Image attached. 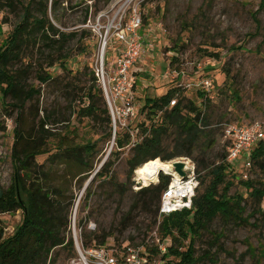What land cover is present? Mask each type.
<instances>
[{
  "label": "rangeland",
  "instance_id": "rangeland-1",
  "mask_svg": "<svg viewBox=\"0 0 264 264\" xmlns=\"http://www.w3.org/2000/svg\"><path fill=\"white\" fill-rule=\"evenodd\" d=\"M64 2L56 12L60 27L67 32H78L67 48L71 55L68 63L70 72L66 73L55 66L47 70L54 79L45 84L32 72L28 82L39 90V94L23 111L14 110L10 118L0 114V121L4 122L5 127L4 131H0V189H7L11 183V148L15 141L17 117L20 115L22 133L35 126L38 128L40 120L45 119L48 123L45 129L55 135L73 131L71 135L75 136L77 143L96 144L94 157L89 160L93 167L92 174H83L78 178L69 171V167L75 166L70 160L51 163L47 161V156L37 158L39 164L46 165L49 183L62 189L72 201L68 233L73 239L76 255L71 257L67 250H59L56 264L80 263L76 241L80 247V239L109 232L122 245H145L146 249L152 250L158 244H170L168 239L162 241L159 230L161 217L154 215V207H150L148 212L138 208L127 216L134 194L142 187L157 184L164 173L154 181L138 175L135 170L129 190L123 197L116 194L110 185L95 180V174L111 159L116 180L127 183V160L131 156L127 147L116 148V135L125 136V131L118 130L114 135L112 125H95L80 114L81 109L86 107L84 96L90 86L91 74H95L98 35L106 23V17H99L113 16L120 9L128 13L137 7L142 16L141 33L154 45L152 52L146 53L136 65L135 92L139 114L131 122L132 129H137L141 135V124L146 122V116L142 113L145 99L158 98L175 89L177 83L186 85L199 78H209L213 86L208 100L205 101L204 95L199 96L201 92L195 88H181L180 93L182 98L191 100L203 111L214 142L208 155L210 161L220 162L227 155L229 146L225 136L227 127L260 122L264 132V9L260 8L261 0H110L108 4L105 0ZM87 7L89 14L85 20ZM6 13V9L0 11V44L10 35L17 21L16 17ZM49 16L56 23L55 14L49 11ZM6 17L10 21L8 24L3 23ZM83 31L85 38H82ZM115 46L113 43L107 50L106 64L112 62ZM3 104L0 94L1 113ZM171 139L165 142L163 154L171 152ZM194 157L181 156L164 163L183 159L194 162ZM157 159L162 161L161 158ZM243 160L241 158L233 165V172L229 175L230 180H234L230 195H247L241 182L264 187V174L258 168L246 170ZM244 206L247 216L253 211L254 199L248 197ZM123 217H126V227L121 223ZM21 220L20 210L0 214L3 237L12 235ZM79 221L83 223L81 228ZM217 236L221 238L218 240ZM194 248L196 264H264V221L256 215L247 225L241 226L227 224L218 218L196 240ZM153 260H161V255ZM170 263L163 261V264Z\"/></svg>",
  "mask_w": 264,
  "mask_h": 264
},
{
  "label": "trees",
  "instance_id": "trees-1",
  "mask_svg": "<svg viewBox=\"0 0 264 264\" xmlns=\"http://www.w3.org/2000/svg\"><path fill=\"white\" fill-rule=\"evenodd\" d=\"M109 1L105 0V3ZM63 3L64 0H0V11L6 9L8 16L17 19L10 35L0 44V94L4 103L0 114L5 118H10L14 110L23 111L39 94V90L28 82L32 72L43 84L54 79L47 70L55 66L66 73L70 72L68 63L71 55L67 48L78 32H67L60 27L56 12ZM88 8L85 20L89 14ZM260 8L264 9V0H261ZM49 11L55 14L57 24L50 18ZM9 22L8 17L4 18V24ZM82 35V38L86 37L84 31ZM91 75L90 86L84 96L86 107L81 109L80 114L95 125L110 126L111 118L103 91L94 73ZM177 92V89H172L158 98L144 100L142 113L147 123L141 124L142 140L130 148L127 183L116 180L111 159L95 174V180L110 185L116 194L123 197L129 190L133 172L144 163L157 158L166 162L181 156H195L199 184L195 190L192 210L161 217L159 230L163 242L170 240V244H166L165 254L161 255L162 261L168 260L170 264H196L195 242L216 219L241 226L247 225L256 215L264 221V187L241 182L246 189V196L254 199L253 211L245 216L244 203L248 197L230 195L234 180H230L229 175L234 168L225 161L226 155L220 162L210 161L208 151L213 148L214 142L203 111L191 100L182 98L180 91L176 105L168 109ZM203 95L199 93V96ZM20 120L19 115L11 148V183L7 189H0V214L20 210L22 220L8 237H3L0 228V264H56L59 250H67L71 257L76 255L73 239L68 233L72 201L62 189L49 183L50 175L45 171L46 165L39 164L37 158L47 156V161L51 163H66L70 160L75 166L69 167V171L78 178L83 174H92L93 167L89 160L94 157L96 144L77 143L75 136L71 135L73 131L55 135L45 129L48 124L45 119L40 120L38 128L35 126L22 133ZM4 130V122L0 121V131ZM110 136L111 132L108 138ZM168 139L172 141V149L170 153L163 154ZM130 141L128 133L125 136L116 135V148H126ZM250 159V169L258 168L264 174V141L255 146ZM168 183L169 177L161 174L157 184L138 190L132 198L133 204L127 216H131L138 208L148 212L150 207H154V215L159 216L160 198ZM125 220L126 217H123L121 221L124 227ZM78 226H83L82 221H79ZM216 238L219 240L221 237ZM109 239L119 244L111 232L102 236L84 237L79 243L84 250L105 246ZM147 251L152 259L160 255L157 246Z\"/></svg>",
  "mask_w": 264,
  "mask_h": 264
},
{
  "label": "built area",
  "instance_id": "built-area-1",
  "mask_svg": "<svg viewBox=\"0 0 264 264\" xmlns=\"http://www.w3.org/2000/svg\"><path fill=\"white\" fill-rule=\"evenodd\" d=\"M103 17H106V23L98 35V60L94 75L108 104L113 133L116 135L118 130L128 133L131 141L127 148L130 150L143 138L138 134L137 129L131 127V122L139 114L135 92L138 72L136 65L146 53L152 52L154 45L141 33L142 16L137 7L128 13L120 9L113 16L101 15L99 19ZM113 43L116 44L115 56L111 63L106 64L107 50ZM212 86L213 83L209 78H199L186 85L177 83L175 87L178 90L177 95L170 101L168 109L176 105L181 88H195L204 93L205 98H209ZM225 136L229 141L225 161L233 166L244 158L243 165L246 170H250L251 153L264 138L262 123L232 125L225 129ZM180 161L185 163L183 171L186 173V178H181L175 172L166 175L169 177V183L160 198V217L192 210L195 190L199 184L196 166L188 159ZM76 244L79 247L78 241ZM157 248L160 255L165 254L166 244H158ZM78 253L81 262L71 264H163L162 260L150 258L145 245L116 244L113 239H109L107 244L101 247L84 250L79 247Z\"/></svg>",
  "mask_w": 264,
  "mask_h": 264
},
{
  "label": "bare ground",
  "instance_id": "bare-ground-1",
  "mask_svg": "<svg viewBox=\"0 0 264 264\" xmlns=\"http://www.w3.org/2000/svg\"><path fill=\"white\" fill-rule=\"evenodd\" d=\"M171 165L169 163H164L159 159L151 160L144 163L140 168L136 170L138 175L143 176L146 179L156 181L157 176L164 172L170 171Z\"/></svg>",
  "mask_w": 264,
  "mask_h": 264
},
{
  "label": "water",
  "instance_id": "water-1",
  "mask_svg": "<svg viewBox=\"0 0 264 264\" xmlns=\"http://www.w3.org/2000/svg\"><path fill=\"white\" fill-rule=\"evenodd\" d=\"M170 165H171L170 171H168L167 173L162 172V173H164V175H169V173L175 172L181 178H183V179L186 178V173L183 171L185 168L184 162L174 161V162H171ZM76 247H77V250H79V247L77 246V244H76Z\"/></svg>",
  "mask_w": 264,
  "mask_h": 264
},
{
  "label": "crops",
  "instance_id": "crops-1",
  "mask_svg": "<svg viewBox=\"0 0 264 264\" xmlns=\"http://www.w3.org/2000/svg\"><path fill=\"white\" fill-rule=\"evenodd\" d=\"M138 69V68H137Z\"/></svg>",
  "mask_w": 264,
  "mask_h": 264
}]
</instances>
